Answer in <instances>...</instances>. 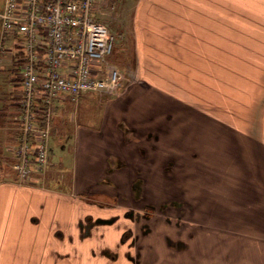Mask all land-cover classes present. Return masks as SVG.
<instances>
[{
  "label": "rangeland",
  "instance_id": "obj_1",
  "mask_svg": "<svg viewBox=\"0 0 264 264\" xmlns=\"http://www.w3.org/2000/svg\"><path fill=\"white\" fill-rule=\"evenodd\" d=\"M137 1L110 0L101 9V20L118 37L108 61L119 69L120 85L111 95H88L69 107L60 121L62 129L70 125L71 134L79 129L84 133L82 139L51 143L53 165L39 177L88 195L93 188L91 191L106 193L105 199L111 202L123 203L127 196L142 198L143 203L153 198L167 206L173 199L181 201V227L176 226L177 210L168 207L162 213L158 208V213L149 212L151 229L141 235L138 246L122 239V248L96 247V251L114 256L123 250L127 264H136L130 257L139 253L142 264H264V232L257 230L264 228V75L257 70L258 65L263 66L262 58L240 55L239 50L225 68L214 71L221 60L211 55L215 49L209 46L228 41L226 35L230 34L222 32L223 25L220 29L207 25L210 30L202 31L207 56H202L199 45L188 55L181 39L173 35L164 40L165 54L156 56L162 50L153 43L160 45L166 32L159 28L157 38L152 39L151 15L134 17ZM3 2L0 0V9ZM240 37V42L248 43L246 36ZM14 75L9 67L0 70V95L6 94L0 100V180L16 178L12 159L6 161L3 151L10 142V125L5 120L11 116L7 93ZM113 148L124 157L121 161L112 158L107 174L123 169L128 177H135L143 171L145 184L141 180L135 188L131 185L135 178L130 184H113L107 174L98 183L84 184L82 171L103 174L104 152L112 153ZM113 152L119 156L118 151ZM76 157L85 167L74 172ZM152 163L157 167L151 168ZM93 200L101 202L97 196ZM87 208L89 213L83 219L88 224L87 237L97 236L101 226L114 223L101 216L102 205L91 203ZM165 215L173 218L168 221ZM127 217L130 219L129 214ZM161 235L166 238L160 239ZM90 239L104 246L102 239Z\"/></svg>",
  "mask_w": 264,
  "mask_h": 264
},
{
  "label": "crops",
  "instance_id": "obj_2",
  "mask_svg": "<svg viewBox=\"0 0 264 264\" xmlns=\"http://www.w3.org/2000/svg\"><path fill=\"white\" fill-rule=\"evenodd\" d=\"M109 2L110 0H107L108 4ZM144 13L151 15L152 39L157 38L155 32H159V28H161V31L166 32V37L161 38L163 41H161L160 45L159 43H153L155 46H161L158 49L162 50L155 52L156 56L165 54L164 40L165 38L169 40L171 35L174 38L178 37L181 39L183 49H186L188 55L192 47L196 49L199 45V50L200 47L202 49V56H207L208 53L204 52L202 48V31L209 29L205 27L207 25H212L216 29H220L219 25H223L222 32L230 35H226L228 38L227 42L218 41L209 46V48L215 49L211 52V55L219 56L217 59L221 60L218 63L213 62V64L216 63V68L212 69L219 71L225 68L228 65V60L232 56H237L240 50V55L251 53L262 58L263 66L258 65L257 70L261 71V75H264V0H138L134 6V17L136 18ZM212 30L214 29L212 28ZM135 32L138 34L136 25ZM240 34L246 36L248 43L240 42L239 39L243 38L240 37ZM192 40L198 41V44L195 45ZM231 40L235 42L232 44ZM137 41L136 50H139ZM16 42L17 39L13 36L2 38L0 32V64H2L0 70L4 71L9 67V69L13 70V75L15 74V78L13 79L12 76L13 80H10L11 90L7 93L10 100L9 104L12 107L10 110L11 116L8 118L9 120H5L10 125L7 133L10 142L5 144L8 148L6 150L5 148L3 149L5 160L8 161L9 159L7 158L10 157L13 163L16 160L13 147L17 143L21 132V106L16 102V94H18L21 87L16 77V71L19 68V57H21L22 53L19 51ZM170 49L172 48L170 47ZM200 54L201 52L199 51L198 55ZM222 59H225L226 63H221ZM5 95L1 93V101L4 100L3 97ZM88 95L101 96V94L89 92L82 94L77 100L71 98L56 100V106L51 118V156L53 151L51 143H57L59 139H64L65 141L67 139L69 141L73 137L77 138L78 141V138H81L84 134L79 129H74L71 134L70 125L64 126V129H62L63 122L60 121L71 105H76L80 99L88 97ZM78 144L80 143L78 142ZM155 146L157 151V144ZM113 150L118 151L119 156ZM113 150L112 153L110 150L104 152V160L101 167L105 169L103 174L93 171H82L80 176L86 178L84 184L93 185L104 178L107 174L106 170L112 167L111 163L114 162L112 158L116 160L119 158L120 161L123 159L121 156L124 157V155L120 154L119 150L115 148ZM1 152L0 150V154ZM80 161V158L76 157L74 162L76 166L73 167L74 172H77L78 168L85 164H81ZM134 161L130 160V163ZM150 166H152L151 168L153 166L157 167L156 163L155 165L152 163ZM122 171L123 169H120L107 174L113 184L126 183V181L130 184L137 177L143 180V184L147 182V177L143 175V171H138L135 177L133 175L128 177ZM42 178L36 179V182L33 183H23L18 180L16 174L14 180H0V264L129 263L126 261L128 257L123 250L119 253L123 257L121 255L111 257L104 250L103 252L100 250L96 251V247L115 250L121 247L119 240L123 239V234L127 228H132L136 233L139 232V224L128 219L125 215V210L135 205L132 203L133 198L129 199L127 196L123 203L109 201L113 205L109 206L110 208L103 207L101 216L108 220L113 219L114 223H110L109 226L102 224L103 226L97 230V236L93 233L92 236L89 235L90 237H87L88 224L86 225L83 219L89 213L87 206L95 202H91L92 200H90L87 193L78 192L73 187L60 186L57 182L48 184ZM108 185L109 187L111 186L110 184ZM92 189L90 188L89 190ZM98 199L107 200L103 196ZM151 202L158 205L155 200L153 201V198H151ZM116 219L118 220L115 221ZM257 230L264 232L262 226L257 227ZM232 231L234 230L232 229ZM161 237L166 238L161 235L160 239ZM90 238L102 239L104 246L98 245L97 242L91 241ZM128 240L131 241V239ZM124 244L126 245V243ZM149 247L152 248L151 245ZM142 261L143 259L140 260L139 258L138 264H142Z\"/></svg>",
  "mask_w": 264,
  "mask_h": 264
},
{
  "label": "built area",
  "instance_id": "obj_3",
  "mask_svg": "<svg viewBox=\"0 0 264 264\" xmlns=\"http://www.w3.org/2000/svg\"><path fill=\"white\" fill-rule=\"evenodd\" d=\"M107 0H4L1 37L17 39L21 133L13 147L18 180L33 183L52 164L56 100L94 92L111 95L122 75L110 64L117 34L101 20Z\"/></svg>",
  "mask_w": 264,
  "mask_h": 264
},
{
  "label": "flooded vegetation",
  "instance_id": "obj_4",
  "mask_svg": "<svg viewBox=\"0 0 264 264\" xmlns=\"http://www.w3.org/2000/svg\"><path fill=\"white\" fill-rule=\"evenodd\" d=\"M142 179L141 178H136V179H134V182L131 184V185H134L135 186V188L136 187H138V182H140ZM89 194L90 195H88L89 197H90V200H92L91 202H95V203H97L98 205H102L103 207L104 206H106V207H109V206H112L113 205V203H110L108 200H99V201H101V202H96V200L94 201L93 199H95V196H97V198H100V197H104V196H108L106 193H104V192H101V191H96V192H94V191H91V190H89ZM118 196V195H117ZM143 201V199L142 198H134V203H136L134 206H130V207H128L125 211V215H126V217L128 216V214L130 215V219L133 221V222H135V223H137V224H139L138 226H139V232L138 233H136V232H134L133 231V229L132 228H127L126 230H125V232H124V234H123V239L124 240H128V239H131V241L135 244V245H139L138 243H139V239H140V237H141V235H146V234H148L149 233V231H150V222H151V219H152V215L151 214H149V212L151 211H153V212H156L157 210H158V208H159V210H158V212H162V213H166L167 211H166V209H168V207L169 208H174L175 210H177L175 213V215H176V226L177 227H181L182 226V222H183V214H184V211H183V206H184V204L182 203V205H181V201H179V200H171L169 203H170V205L169 206H167L168 205V203L167 204H163V203H161V204H158V205H156V204H154V203H152L151 201H149V202H142ZM128 210H130V213H127L128 212ZM136 210V211H135ZM137 212V213H136ZM158 212H156V213H158ZM155 213V214H156ZM142 215H143V217H142ZM165 217L167 218V220L168 221H171V219L173 218H171L170 216H168V215H165ZM167 221V222H168ZM169 224H171V222H168ZM126 236H127V239H126ZM109 256H111V257H113L114 256V254H112V253H109ZM114 257H117V256H114ZM139 257H140V253L138 254V256L137 257H130L131 259H132V261L134 262V263H136V264H138L139 263Z\"/></svg>",
  "mask_w": 264,
  "mask_h": 264
},
{
  "label": "trees",
  "instance_id": "obj_5",
  "mask_svg": "<svg viewBox=\"0 0 264 264\" xmlns=\"http://www.w3.org/2000/svg\"><path fill=\"white\" fill-rule=\"evenodd\" d=\"M21 133V132H20ZM20 133H19V136H20Z\"/></svg>",
  "mask_w": 264,
  "mask_h": 264
}]
</instances>
